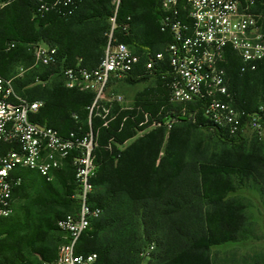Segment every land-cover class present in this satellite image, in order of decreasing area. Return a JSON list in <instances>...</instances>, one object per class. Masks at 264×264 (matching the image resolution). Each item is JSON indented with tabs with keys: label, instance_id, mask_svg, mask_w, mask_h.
<instances>
[{
	"label": "trees",
	"instance_id": "1",
	"mask_svg": "<svg viewBox=\"0 0 264 264\" xmlns=\"http://www.w3.org/2000/svg\"><path fill=\"white\" fill-rule=\"evenodd\" d=\"M56 1L12 0L0 8V74L9 78L16 67L33 64L29 43L44 41L56 48L57 67L29 70L24 77L13 81L14 89L29 101L42 102L38 111L30 115L31 122L53 128L64 138L71 132L81 135L92 130L97 139V173L92 180L94 192L89 202L101 208L102 215L81 234L76 254L96 253V264H142L141 255L154 245L146 257L147 264H215L213 247L240 242L250 236L247 206L231 194L238 185L256 184L264 195V145L254 141L247 147L237 142L241 133L229 138L203 117L201 101L187 103L191 122L171 128L163 124L151 128L154 121L163 120L174 110L167 80L160 77L156 79L165 96L162 117L158 109L163 105L155 99L140 101L127 110L112 107L107 125L96 111L90 117L88 108L95 101V93L67 88L62 76L63 69L76 66V63H62L64 38H69L68 26L86 0H75L68 5ZM134 6L133 2L131 7ZM125 7L122 4L118 10V27L113 36L129 44L131 32L124 28L129 20L125 19ZM258 10L264 13V0ZM160 19L152 32L170 43V34L162 32ZM104 43L105 38L103 46ZM146 60L145 56L141 57L138 75L142 74ZM222 67L238 108L252 113L264 104V62H258L255 70L241 72L240 58L227 48ZM52 74L57 76L49 82ZM261 124L264 126V114ZM198 128L214 134L222 145L219 152L207 156L201 150L198 158L191 155L189 134ZM66 163L70 165L66 172L71 177L62 182L63 192L52 203L54 208L49 210L51 218L47 225L30 230L31 224L25 223L23 230L31 231L34 243L44 244V253L38 251L44 260H53L54 257L47 255L51 252L46 246L50 234L60 232L57 221L69 214L67 211L76 203L74 168L69 160ZM62 175H65L62 170L54 173L55 178ZM12 178L21 180L14 185V193L23 186L24 178ZM43 183L46 189L52 188V181L45 177ZM16 231L12 228L7 235ZM251 264H264V256H256Z\"/></svg>",
	"mask_w": 264,
	"mask_h": 264
},
{
	"label": "built area",
	"instance_id": "2",
	"mask_svg": "<svg viewBox=\"0 0 264 264\" xmlns=\"http://www.w3.org/2000/svg\"><path fill=\"white\" fill-rule=\"evenodd\" d=\"M11 1L0 0V8ZM73 1L57 0L56 4L68 5ZM157 2L161 9V30L170 34L171 42L164 52L145 55L142 74L135 73L141 57L114 38V27L107 34L104 55L95 68L77 64L62 70L67 88L95 93V101L88 108L90 117L96 111L107 125L112 111L110 103L123 101V96L118 95L101 102L104 105L99 103L111 79L126 81L154 76L167 80L171 104L203 102V117L229 138L237 137L245 127L260 128L264 104L252 113L238 108L222 64L227 48L233 49L240 58L241 72L249 68L255 70L258 62H264V13L258 10L261 0ZM27 47L33 66L57 67L56 48L42 41L29 43ZM13 81L0 74V217L8 218L13 213L12 190L21 181L11 177L15 168L37 171L52 181L54 172L69 160L78 188L73 196L77 210L56 223L65 242L59 247L55 264H96V253L75 252L81 234L102 215V209L89 202L94 192L92 180L97 173L98 142L94 132L90 130L81 135L71 132L64 138L53 128L31 122L30 115L37 112L42 103L29 101L17 93ZM154 124L162 125L159 120ZM172 125L168 123V128ZM2 145H7L3 152ZM153 249L154 245H150L147 254Z\"/></svg>",
	"mask_w": 264,
	"mask_h": 264
},
{
	"label": "crops",
	"instance_id": "3",
	"mask_svg": "<svg viewBox=\"0 0 264 264\" xmlns=\"http://www.w3.org/2000/svg\"><path fill=\"white\" fill-rule=\"evenodd\" d=\"M135 3L134 7H131L132 3ZM122 4H126L125 13L128 20V24L124 26L128 27L131 32L130 43L128 47L138 56L144 57L147 53L155 54L164 52L169 44L166 38H159L157 34L152 32L156 24L159 23L161 18V9L157 0H86L84 5L80 8L77 16L73 19L68 26L67 38H64V50L62 63H76L83 65L87 69L95 68L104 55V51L107 45L108 31L113 29V35L117 30V14ZM130 5V6H129ZM130 8V9H129ZM127 10L128 11L127 13ZM108 32V33H107ZM153 35H152V34ZM106 39L104 46L102 44L103 39ZM93 39V40H92ZM44 42V41H42ZM126 44V43H125ZM66 48L69 51L66 52ZM67 53V54H66ZM69 53V54H68ZM40 68L42 66H18V73H15V69L12 72L11 79L24 77L25 74L32 69ZM23 69V72H22ZM141 71V67H137L135 73L138 74ZM14 74V75H13ZM57 74H52L49 78L51 82ZM4 77V76H3ZM6 78V77H5ZM141 78H133V80ZM132 80V81H133ZM37 83H42L37 80ZM132 81H118L111 79L105 90L104 98L108 102L110 98L107 96V92L113 85L119 84H131ZM158 81L156 77L151 78V83H148L141 88L135 89L131 93L124 91L121 92L124 100L128 99L130 106L124 107L122 103L111 102L112 107H119L120 110H127L132 108L136 103L140 101H149L155 99L156 102L162 103L158 113L162 114L165 111L164 101L161 89L157 85ZM43 84H45L43 82ZM41 102V101H38ZM42 103V102H41ZM164 114L161 115V117ZM144 132L140 133L142 135ZM237 142H241L239 138ZM7 145H2V152L6 150ZM68 163L56 170L65 172V175L59 176L52 180V188L46 189L43 183V176L37 171H33L26 168H15L11 172V177H22L23 186L16 189L12 198L13 213L8 218L0 217V262L4 264H55L56 255L59 250V240H53L54 235H58L59 232H53L50 234V241L46 245L51 249V252H47L49 258L54 257L53 260H44L38 251L46 249L42 243H34L32 240L31 231L25 233V223H30V230L41 225L46 226L48 220L51 218L50 209H53V202L59 200V194L63 192L62 182L68 179L70 176L67 171ZM13 174V175H12ZM77 209L76 203H74L67 213H74ZM60 211H63L60 209ZM18 230L13 235H7L11 230ZM46 254V252H45Z\"/></svg>",
	"mask_w": 264,
	"mask_h": 264
},
{
	"label": "rangeland",
	"instance_id": "4",
	"mask_svg": "<svg viewBox=\"0 0 264 264\" xmlns=\"http://www.w3.org/2000/svg\"><path fill=\"white\" fill-rule=\"evenodd\" d=\"M15 73H18V69H15ZM151 78H154V76L133 80L131 84L113 85L108 90L107 96L113 98L121 95L122 91L131 93L135 89L151 83ZM105 101V99H102L99 103ZM121 103L124 107L130 106L128 99H123ZM185 121H192V116L187 110V104H174V110L160 122L168 127V123L177 125ZM155 127L158 126L153 124L151 128ZM189 135L191 155L195 158H198L202 151L207 156H210L213 153L219 152L222 148L221 143L214 134L206 129H193ZM239 140L245 143L247 147L254 141L264 145V126L261 124L260 128L245 127L240 134ZM260 190L261 187L256 184H249L248 186L238 185L237 191L231 194L232 198L247 206L249 217L247 234L250 236L240 242L213 247L212 256L215 264H251L253 259H256V256H264V195H262ZM53 240H59L60 247L65 242L64 234L59 232L58 235L53 236ZM147 255V250H145L143 255H141L143 256L142 264L148 263L149 259L146 258Z\"/></svg>",
	"mask_w": 264,
	"mask_h": 264
}]
</instances>
